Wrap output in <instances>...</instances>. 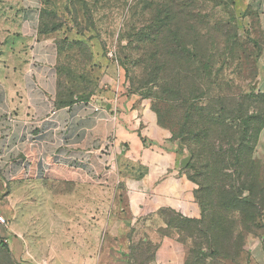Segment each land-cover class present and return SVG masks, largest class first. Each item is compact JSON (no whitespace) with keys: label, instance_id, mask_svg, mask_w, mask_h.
<instances>
[{"label":"crops","instance_id":"1","mask_svg":"<svg viewBox=\"0 0 264 264\" xmlns=\"http://www.w3.org/2000/svg\"><path fill=\"white\" fill-rule=\"evenodd\" d=\"M255 2L264 27V0ZM14 19H0V198L10 181L9 214L29 198L20 191H38L31 204L42 200L48 213H40L41 237L56 239L46 251L48 264H186L190 244L162 211L199 219L200 208L156 184H149L154 191L139 185L147 182L140 166L179 177L185 147L102 56L93 60L91 95L62 98L57 48L38 27L29 32L30 24ZM257 90L264 93V51ZM256 158L264 163V130ZM8 238L15 258L26 259L23 236L10 230ZM66 238L77 241L66 245ZM134 238L151 244L147 260L133 255L143 252L129 245ZM252 258L264 262V243L254 245Z\"/></svg>","mask_w":264,"mask_h":264},{"label":"rangeland","instance_id":"2","mask_svg":"<svg viewBox=\"0 0 264 264\" xmlns=\"http://www.w3.org/2000/svg\"><path fill=\"white\" fill-rule=\"evenodd\" d=\"M255 4V0H0V19L8 21V17H15L17 22L30 24L29 32L38 27V31L48 37L59 53L61 86L79 87L88 92L93 90L97 84L92 72L93 60L96 55L102 56L123 71L130 93L150 101L152 109L157 106L168 108L170 114L167 118L174 126L186 120L193 125L201 108L211 107L216 112L221 106L227 110L224 116L227 125L240 132L250 127L251 120L258 114L250 96L261 93L255 85L264 51V27L262 14L256 10ZM168 14L172 17L169 29L165 23ZM170 30L175 35L171 40L177 50V59L168 65L170 60L163 43ZM150 44L156 46L155 51ZM153 58L158 63L156 83L144 87L147 75L142 62ZM199 77L200 93L197 88ZM166 82L170 84L167 90L172 91L169 95L165 93ZM214 118L219 119L217 114ZM193 128L194 125L189 126V129ZM185 149L190 159L179 177L140 166L143 173L139 178H145L147 182L139 185L145 184L146 189L154 191L149 184H156L161 192L190 199L199 208L197 197H200L208 203L207 223L218 221L219 216L227 220L224 226L226 237L219 236V242L214 246L218 256L202 240L201 253L197 251L189 255L188 264H256L252 258L253 247L256 243H264V229L255 228L253 223H240L242 215L236 211L220 210L214 194H198L200 185L195 181L200 179L193 178L192 170L187 171L193 163V156ZM261 165V180H264V164ZM12 190L11 182L6 181L4 195L0 198V212L9 225L0 227V241L9 249L12 264H48L51 255L46 251L56 245V239L52 244L53 240L41 237L46 223L41 221L40 213L48 214L44 209L47 206L42 200L31 204L32 195L38 193L37 190H22L21 195L28 192L29 198L19 206V213L10 215L9 193ZM244 196L248 197L249 193L245 192ZM261 199L259 202L263 204ZM258 206L262 208V205ZM124 209L127 211V206ZM252 213L249 208V215ZM262 222L264 224V218L260 220ZM233 228L239 237L234 243L229 238ZM10 230L19 232L28 244L30 254L24 255L26 259L18 260L13 255L8 238ZM214 231L223 234L219 228ZM73 240L76 239L66 238V245L72 246L77 241ZM133 240L129 245L140 246L143 251L133 254L136 260H147L150 247L139 238ZM238 249H241L240 254L233 262L229 258L237 255Z\"/></svg>","mask_w":264,"mask_h":264},{"label":"trees","instance_id":"3","mask_svg":"<svg viewBox=\"0 0 264 264\" xmlns=\"http://www.w3.org/2000/svg\"><path fill=\"white\" fill-rule=\"evenodd\" d=\"M172 17L168 14L166 26H171ZM170 36V38H168ZM174 32L168 31V36L164 39V52L168 55V65L174 63L177 59L175 58V44L172 42ZM151 38L153 36L151 35ZM168 38V39H167ZM151 41V40H149ZM155 45L150 44V48L155 51ZM150 49V51H152ZM182 49V48H181ZM187 49L183 50L186 52ZM180 62H184V59L179 58ZM144 71L147 75V79L144 83V87L153 86L156 83V73L158 70V63L155 58L152 60L142 62ZM213 64V63H212ZM59 70V76H60ZM96 79V78H95ZM172 79V78H171ZM197 88L198 92L201 89V77L198 79ZM60 81V80H59ZM58 81L60 88V96L64 99L69 100L70 97L78 96L79 98H86L91 95V91H81L79 87H65L61 86ZM170 87L169 82L165 84V93L171 94L172 91H168ZM79 88V89H78ZM69 97V98H68ZM252 97L254 101V111H257V115L251 120V126L246 127L244 131L236 132L234 129L227 125L226 109L220 106V110L213 112L211 107H203L197 113L196 121L193 125V129H189L187 120L180 123L177 127L171 123L170 118L167 116L170 114L168 108H154V112L158 115L159 123L163 127L170 129L173 133L174 139L179 140L182 145L189 150L193 156V163L190 165L188 170L194 172L193 178H199L197 184L200 185L201 192L214 194L217 206L222 211L232 210L241 214L242 220L240 223H253L255 228L264 229L263 222L260 220L264 218V180L262 179L261 173L263 172L262 161L256 158L255 151L257 149L260 135L264 130V93H253ZM261 105V109L259 108ZM244 110V109H243ZM218 115L219 119H215L214 116ZM186 116V110L184 111V117ZM183 117V120H184ZM217 118V117H216ZM174 130V131H173ZM178 133L176 134V132ZM235 135L238 138H235ZM245 192L249 193V196H244ZM260 197L262 203L259 202ZM198 203L202 212L200 219H189L182 215L172 211L164 210L166 222L169 228H173L177 231L179 240L184 243L190 244L189 255L202 250V240H205L207 248L214 250L216 256H218L217 250L214 246L219 242V236L226 237L224 226L227 220L223 217L218 218V221H211L207 223V204L200 197H197ZM258 205H262L260 209ZM249 208L253 211L249 215ZM259 222V223H258ZM259 224V225H258ZM219 228L220 235L214 230ZM231 242L237 241L236 229L232 230L229 234ZM146 243V242H143ZM236 244V243H235ZM151 249V244L147 243ZM146 245V246H147ZM192 248V249H191ZM148 249V248H147ZM195 250V251H194ZM241 249H238L237 255L229 258L233 262L237 259ZM150 251V250H149ZM148 252V251H147ZM143 253V252H142ZM188 255V259H189ZM228 258V257H225ZM188 259L186 264H188ZM0 262L3 264H12V256L8 248L3 247L0 241Z\"/></svg>","mask_w":264,"mask_h":264},{"label":"built area","instance_id":"4","mask_svg":"<svg viewBox=\"0 0 264 264\" xmlns=\"http://www.w3.org/2000/svg\"><path fill=\"white\" fill-rule=\"evenodd\" d=\"M0 226L1 227L8 226V220L5 218V216L1 212H0Z\"/></svg>","mask_w":264,"mask_h":264},{"label":"water","instance_id":"5","mask_svg":"<svg viewBox=\"0 0 264 264\" xmlns=\"http://www.w3.org/2000/svg\"><path fill=\"white\" fill-rule=\"evenodd\" d=\"M258 87V83L255 85V88H257ZM190 159V158H189ZM189 159L187 158L186 160H185V162H184V167H186L187 165H188V163H189Z\"/></svg>","mask_w":264,"mask_h":264}]
</instances>
